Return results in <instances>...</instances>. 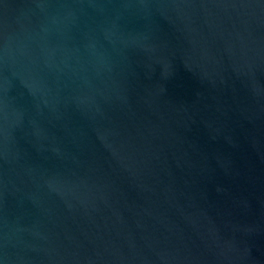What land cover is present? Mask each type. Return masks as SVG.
<instances>
[{"label":"water","instance_id":"95a60500","mask_svg":"<svg viewBox=\"0 0 264 264\" xmlns=\"http://www.w3.org/2000/svg\"><path fill=\"white\" fill-rule=\"evenodd\" d=\"M0 264H264V0H0Z\"/></svg>","mask_w":264,"mask_h":264}]
</instances>
